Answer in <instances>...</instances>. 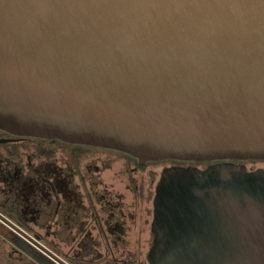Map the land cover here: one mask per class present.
Segmentation results:
<instances>
[{
	"label": "water",
	"instance_id": "obj_1",
	"mask_svg": "<svg viewBox=\"0 0 264 264\" xmlns=\"http://www.w3.org/2000/svg\"><path fill=\"white\" fill-rule=\"evenodd\" d=\"M0 130L163 171L149 264H264V0H0Z\"/></svg>",
	"mask_w": 264,
	"mask_h": 264
},
{
	"label": "flooded vegetation",
	"instance_id": "obj_2",
	"mask_svg": "<svg viewBox=\"0 0 264 264\" xmlns=\"http://www.w3.org/2000/svg\"><path fill=\"white\" fill-rule=\"evenodd\" d=\"M211 163L126 154L0 130V264H149L163 171ZM261 173L264 161H227Z\"/></svg>",
	"mask_w": 264,
	"mask_h": 264
}]
</instances>
